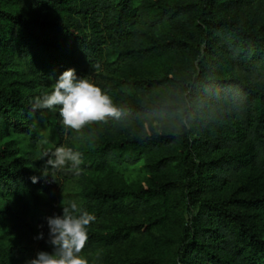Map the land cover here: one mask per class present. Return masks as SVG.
<instances>
[{
    "label": "trees",
    "instance_id": "1",
    "mask_svg": "<svg viewBox=\"0 0 264 264\" xmlns=\"http://www.w3.org/2000/svg\"><path fill=\"white\" fill-rule=\"evenodd\" d=\"M70 68L117 105L124 87L143 99L91 146L68 144L83 159L78 174L65 169L71 176L138 168L147 181L82 180L80 206L96 216L84 251L165 226L180 228L170 264H264V0H0V135L27 134L36 145L37 120L62 125L60 106L32 103ZM134 120L158 125L115 132ZM43 153L0 151V221L17 230L63 215L48 199L61 170L47 166L45 176ZM178 210L189 216L174 226L179 217L165 214ZM32 249L0 248V264H29Z\"/></svg>",
    "mask_w": 264,
    "mask_h": 264
},
{
    "label": "rangeland",
    "instance_id": "2",
    "mask_svg": "<svg viewBox=\"0 0 264 264\" xmlns=\"http://www.w3.org/2000/svg\"><path fill=\"white\" fill-rule=\"evenodd\" d=\"M94 82V81H92ZM114 99L116 102L124 107L128 108L131 102L143 101L140 94H136L135 90L131 87H124L115 94ZM55 116V115H53ZM41 126L42 137L36 145L33 144L32 138L27 134H21L15 131H9L6 135H0V151L7 149L12 154H29L32 150L36 151V155L40 156L43 152H52L59 146L69 147V143L73 142L77 149L81 146L87 148L91 146L95 141H98L103 137L102 126L106 124H93L86 127L80 133H74L71 130L65 135L63 125L59 127H50L45 121L37 120ZM157 121L149 120H134L130 122L128 126H125L121 130L115 132L119 135H132L143 132H148L151 129L156 128ZM147 129V131H145ZM35 146V147H34ZM58 184L51 191L48 196L50 201H54L59 204L70 203L75 200L79 205L85 200L83 195V183L85 179L89 184H92L97 178L103 177L105 182L115 181L118 185L129 186L136 183L140 186H145L147 181L143 172L138 168L123 170L118 173H107L86 171L85 174L71 176V172H67L65 169L61 170L58 174ZM84 176V178H83ZM240 185L245 187L251 184V181H238ZM244 191V190H242ZM172 202V200H171ZM5 201L0 196V206H4ZM187 210H178V213L174 216L173 211L165 214L166 221H174L176 219L181 220V223L177 222L174 226H181L183 219L181 215H184L188 219ZM2 217L0 216V219ZM179 221V220H178ZM161 227L154 230L153 233L144 235L141 233H134L125 242L120 245L106 248L103 246L96 247L90 250L83 251L82 255L86 256L90 264H124L123 257H144L148 262L144 264H170L172 262L174 252L179 239L180 228ZM40 233H43V239H37ZM49 239V226L36 225V230L33 232L31 229L17 230L16 228L7 224V222L0 221V248L7 249L11 244L16 242H28L33 247L31 258L35 259L39 252L47 251L52 252ZM153 260V261H150ZM24 264V263H23Z\"/></svg>",
    "mask_w": 264,
    "mask_h": 264
},
{
    "label": "clouds",
    "instance_id": "3",
    "mask_svg": "<svg viewBox=\"0 0 264 264\" xmlns=\"http://www.w3.org/2000/svg\"><path fill=\"white\" fill-rule=\"evenodd\" d=\"M98 70V65H93ZM59 107L65 135L71 130L80 133L93 124H107L110 120L122 121L129 114V109L117 105L113 97L87 77L77 79L76 70L64 71L54 85V90L43 97H36L32 110L55 109ZM147 131V129H145ZM48 157L44 175L48 167L52 169L79 172L83 163L82 153L72 147L59 146L54 151H45L40 159ZM53 176V175H52ZM54 178V176H53ZM38 177H32L36 183ZM63 215L48 217V243L53 251H41L29 264H90L82 255L89 240V228L96 220L94 214L83 210L75 201L68 204L62 201ZM37 239H43L40 233Z\"/></svg>",
    "mask_w": 264,
    "mask_h": 264
}]
</instances>
